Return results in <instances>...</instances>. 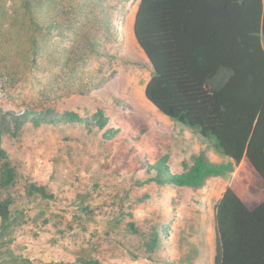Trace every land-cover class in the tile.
Segmentation results:
<instances>
[{
	"label": "rangeland",
	"instance_id": "rangeland-1",
	"mask_svg": "<svg viewBox=\"0 0 264 264\" xmlns=\"http://www.w3.org/2000/svg\"><path fill=\"white\" fill-rule=\"evenodd\" d=\"M140 1L51 0L63 34L40 36L35 56L33 30L17 19L20 0H0V113L50 108L91 117L103 110L119 130L106 141L101 133L27 121L17 136L5 133L3 146L22 175L11 190L17 224L8 248L34 264H214V209L225 190L251 208L264 203L261 178L246 158L202 190L139 184L158 157L168 156L174 171L201 151L227 161L146 99L153 68L134 35ZM27 181L46 186L53 200L29 197ZM157 226L169 236L152 254L147 243Z\"/></svg>",
	"mask_w": 264,
	"mask_h": 264
},
{
	"label": "trees",
	"instance_id": "trees-1",
	"mask_svg": "<svg viewBox=\"0 0 264 264\" xmlns=\"http://www.w3.org/2000/svg\"><path fill=\"white\" fill-rule=\"evenodd\" d=\"M50 5L51 0H20L23 16L17 19L33 30L35 56L42 49L40 36L62 29ZM4 10L0 3V14ZM103 13L107 15L105 9ZM134 35L153 68L146 99L227 158L218 163L201 151L192 156L191 165L184 163V170L174 171L168 156L158 157L148 163L149 177L139 184L201 190L209 179L234 173L246 158L264 189V0H141ZM27 121L37 127L101 133L106 141L119 132L103 110L91 117L50 108L21 115L0 113V264H34L8 248L17 224V199L11 190L22 175L19 163L3 146L5 133L16 135ZM26 192L41 200L54 198L46 186L35 182L27 181ZM214 222V264H264V203L251 208L229 187L215 205ZM168 236V227L154 228L147 243L149 253L160 247L161 237Z\"/></svg>",
	"mask_w": 264,
	"mask_h": 264
},
{
	"label": "crops",
	"instance_id": "crops-1",
	"mask_svg": "<svg viewBox=\"0 0 264 264\" xmlns=\"http://www.w3.org/2000/svg\"><path fill=\"white\" fill-rule=\"evenodd\" d=\"M208 185V184H207ZM207 187V186H206ZM202 190V189H201ZM235 191V190H234ZM236 192V191H235ZM243 200L245 199L244 197H242L238 192H236ZM245 201V200H244ZM247 204V203H246ZM248 205V204H247ZM249 206V205H248ZM250 207V206H249ZM214 225H215V222H214ZM216 234V232H215ZM215 257V256H214Z\"/></svg>",
	"mask_w": 264,
	"mask_h": 264
}]
</instances>
